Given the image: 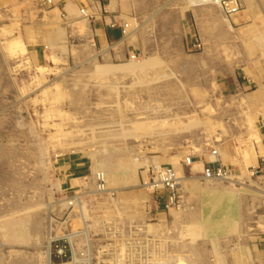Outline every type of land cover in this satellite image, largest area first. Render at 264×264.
<instances>
[{"label":"rangeland","instance_id":"rangeland-1","mask_svg":"<svg viewBox=\"0 0 264 264\" xmlns=\"http://www.w3.org/2000/svg\"><path fill=\"white\" fill-rule=\"evenodd\" d=\"M80 1L0 0V264H249L239 261L249 232L264 264V96L218 99L210 77L205 87L194 75L195 93L210 89L193 114L207 138L145 139L173 128V114L153 108L163 115L146 125L149 92L138 87L167 76L139 73L134 55L117 76L87 23L72 21ZM196 1L173 0L186 52H219L234 68L242 53L264 62L261 13L238 32L227 20L241 0L235 11L205 0L207 12ZM207 149L225 166L211 156L202 167ZM219 166L233 175L205 177ZM164 169L173 189L150 187Z\"/></svg>","mask_w":264,"mask_h":264},{"label":"crops","instance_id":"crops-1","mask_svg":"<svg viewBox=\"0 0 264 264\" xmlns=\"http://www.w3.org/2000/svg\"><path fill=\"white\" fill-rule=\"evenodd\" d=\"M195 3L199 4L200 12H207L206 4L213 2L197 0ZM78 4L81 15H74L71 17L72 21L87 23L92 43L103 49L100 57L111 60L117 76L124 75L123 69L131 62L132 55L136 58L139 73L167 76L161 82L138 87V91L149 92L144 96L143 114L148 119L145 120L146 125L163 115V112L153 108H168L171 109L168 114H173V128L167 129L164 136H161L162 131L157 127H150L146 131L145 139L191 141L207 138L201 131L202 127L198 125L204 123V116L196 119L193 114L200 115L201 110L209 103L210 89L203 87L195 93L191 89L194 86V75L201 77L205 87H208L210 77L218 99L232 95L251 97L256 91L264 96V62L260 57H248L242 53L234 68L219 52L185 51L188 44L187 31L181 22L180 11H173V0H84ZM75 5L71 2L64 6L69 10ZM260 13L264 19V0H241V8L230 15L227 21L231 28L235 27L238 32L247 33L259 19ZM217 27L221 32L226 29L224 23ZM241 40L239 37V42ZM171 76L175 79L172 80ZM177 77L182 80L178 82ZM216 133L219 134V130ZM212 150L207 149L198 157L202 167L214 162L211 156L217 159L215 164L225 166L222 154L217 149L212 154ZM178 153L175 142L173 162ZM199 162L191 161L189 165ZM70 168L74 171L78 167ZM85 175V172H77L75 176L78 178ZM155 185L154 182L150 187ZM248 237L249 239L241 241L239 261L256 264L257 246L251 232Z\"/></svg>","mask_w":264,"mask_h":264},{"label":"built area","instance_id":"built-area-1","mask_svg":"<svg viewBox=\"0 0 264 264\" xmlns=\"http://www.w3.org/2000/svg\"><path fill=\"white\" fill-rule=\"evenodd\" d=\"M228 4L230 6L231 11H235L237 9V2L236 0H228L227 2L224 1L223 4ZM227 6V5H226ZM197 47H199V44H197ZM212 154H215V151H212ZM191 162L190 158L186 159V163L189 164ZM204 175L207 178L213 177V178H227L231 177L233 175V172L230 169H225L222 167H218L215 170H211L209 168L204 169ZM158 188L165 187L169 190L173 189V184H175V175L173 173V169H164L160 170L158 172ZM157 187V184L155 185ZM62 253L61 249H58V253Z\"/></svg>","mask_w":264,"mask_h":264},{"label":"bare ground","instance_id":"bare-ground-1","mask_svg":"<svg viewBox=\"0 0 264 264\" xmlns=\"http://www.w3.org/2000/svg\"><path fill=\"white\" fill-rule=\"evenodd\" d=\"M213 1H216V0H213ZM187 159V158H186ZM186 159H185V162H186ZM191 163V162H190ZM189 163V164H190ZM177 179V178H176ZM159 182L157 181V182H155V184H158ZM64 264H66V263H64Z\"/></svg>","mask_w":264,"mask_h":264}]
</instances>
